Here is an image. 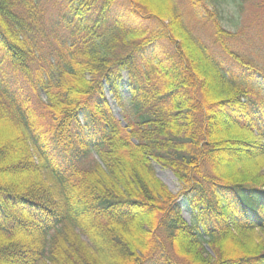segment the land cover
Segmentation results:
<instances>
[{"label": "trees", "instance_id": "obj_1", "mask_svg": "<svg viewBox=\"0 0 264 264\" xmlns=\"http://www.w3.org/2000/svg\"><path fill=\"white\" fill-rule=\"evenodd\" d=\"M45 1L0 0V264H264L203 246L264 228V182L221 177L264 152V73L219 0Z\"/></svg>", "mask_w": 264, "mask_h": 264}, {"label": "rangeland", "instance_id": "obj_2", "mask_svg": "<svg viewBox=\"0 0 264 264\" xmlns=\"http://www.w3.org/2000/svg\"><path fill=\"white\" fill-rule=\"evenodd\" d=\"M219 8L222 10L223 20L225 27L233 32L235 36L229 38V45L247 58L257 69L263 74L264 73V0H250L245 3L244 10L238 8V0H219ZM43 7L48 8V4L45 0H42ZM197 30L202 34L205 41L214 45L213 42V31L210 24L205 22H197ZM251 83L255 86V90H259L263 85V78L261 75L251 79ZM125 97H127V90L125 89ZM129 101L125 104V110L118 107L116 103L112 102L113 111L115 112L116 118L121 121V125H126L124 116L127 114ZM44 105L37 106L38 109H44ZM246 160L235 163L233 166L225 168L221 173L222 180H234L236 178H242L243 181H250L248 178L254 179V184L260 186L264 182V152H260L258 148L248 151ZM99 159L97 156L92 155L89 161L92 159ZM155 171L157 177L163 182L171 193L178 194L182 189V184L179 182L178 177L172 170L166 169L161 165H155ZM186 218L189 219L190 215L185 212ZM66 223V224H65ZM62 224L58 231H52L49 233V240L57 238L58 240L63 238V235L68 230L72 229L70 222ZM207 240V239H206ZM207 242V241H206ZM203 243L205 246V252L214 258L218 257L219 252L229 253H244L243 250L239 249L242 244L260 248L264 246V228H249V229H233L231 235L225 239H217L213 247L208 243ZM40 264H51L50 261H42Z\"/></svg>", "mask_w": 264, "mask_h": 264}]
</instances>
